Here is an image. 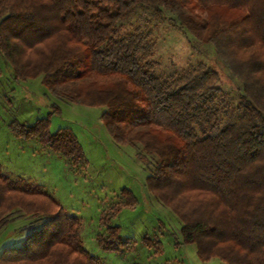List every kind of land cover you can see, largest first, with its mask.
<instances>
[{
	"label": "trees",
	"instance_id": "1",
	"mask_svg": "<svg viewBox=\"0 0 264 264\" xmlns=\"http://www.w3.org/2000/svg\"><path fill=\"white\" fill-rule=\"evenodd\" d=\"M139 5L171 13L180 29L214 47L242 86L238 121L221 125L215 69L200 64L164 79L140 28L119 36L118 24ZM0 53L18 80L42 75L53 96L105 109L115 143L143 147L154 161L148 190L180 219L184 243L202 260L264 264V0H0ZM50 118L16 120L10 129L85 165L77 135L51 132ZM15 209L43 224L5 248L0 264H104L86 250L77 216L0 174V229ZM98 241L109 252L128 244L117 226Z\"/></svg>",
	"mask_w": 264,
	"mask_h": 264
},
{
	"label": "rangeland",
	"instance_id": "2",
	"mask_svg": "<svg viewBox=\"0 0 264 264\" xmlns=\"http://www.w3.org/2000/svg\"><path fill=\"white\" fill-rule=\"evenodd\" d=\"M177 25L179 21L171 13L161 15L139 5L118 29L119 36L136 28L148 36L154 45L156 71L164 79L200 64L215 69L221 90L216 95L221 125L238 121L242 115L240 82L213 46L201 43ZM104 110L53 96L42 75L18 80L0 53V174L23 186L37 187L53 196L67 213L77 216L86 250L104 264H224L218 258L202 260L196 245L184 243L180 219L148 190L147 177L154 170V161L140 144L113 141L103 124ZM48 116L51 132L70 128L77 135L88 160L85 165L74 167L37 139L22 140L10 129L16 120L32 125ZM123 190L136 199L134 205ZM42 224L40 217L18 209L5 214L0 256L7 247L21 246ZM108 226L119 227L120 235L128 241L120 251L109 252L99 244L98 237L105 235Z\"/></svg>",
	"mask_w": 264,
	"mask_h": 264
}]
</instances>
